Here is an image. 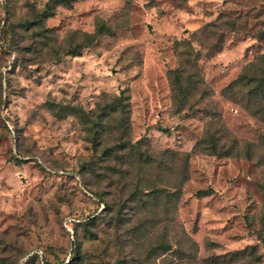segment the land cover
I'll return each instance as SVG.
<instances>
[{
    "label": "rangeland",
    "instance_id": "1",
    "mask_svg": "<svg viewBox=\"0 0 264 264\" xmlns=\"http://www.w3.org/2000/svg\"><path fill=\"white\" fill-rule=\"evenodd\" d=\"M122 91L148 164L84 119ZM261 230L264 0H0V264H264Z\"/></svg>",
    "mask_w": 264,
    "mask_h": 264
},
{
    "label": "trees",
    "instance_id": "2",
    "mask_svg": "<svg viewBox=\"0 0 264 264\" xmlns=\"http://www.w3.org/2000/svg\"><path fill=\"white\" fill-rule=\"evenodd\" d=\"M77 56V54H76ZM103 113V114H102ZM130 115H131V108H130V96L128 95L127 91H122L121 95L112 99V101L105 105L104 107L98 106L97 113L91 112V114H85V121L86 124H90L91 132L95 136V149L100 152L103 161L110 160L114 158L117 162L120 161L125 163V161L129 160L130 158L137 157L138 163H149V160L145 159L142 155V148L144 146V142L139 141L137 143H133L129 138L124 139V135H129L131 132V124H130ZM93 116H96L95 119H92ZM92 117V118H91ZM118 121L119 126L118 129L121 128L122 130V141L118 146V151H115L113 148L106 146L105 136L107 135V130L102 123H106L111 125L112 123ZM106 124V125H107ZM104 145V147H103ZM103 147V148H102ZM163 155H173L170 152H165ZM98 163L90 162V169L92 167H96ZM200 192L198 195L202 194ZM131 202H137V194L132 193ZM95 219H89L88 223L85 226L88 228L90 224L95 222ZM257 237L260 243L264 248V230L257 232ZM183 255V253H181ZM228 256L220 257L219 259H226ZM250 259V263L256 264L259 263V256L256 253L255 248H248L245 250L237 251L233 255H231V261H239V260H246ZM192 258L189 260L191 263ZM67 264H76V259L70 260ZM178 264V263H176Z\"/></svg>",
    "mask_w": 264,
    "mask_h": 264
}]
</instances>
